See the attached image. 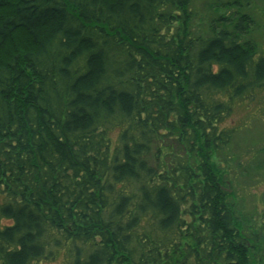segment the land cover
Returning <instances> with one entry per match:
<instances>
[{"label":"trees","instance_id":"obj_1","mask_svg":"<svg viewBox=\"0 0 264 264\" xmlns=\"http://www.w3.org/2000/svg\"><path fill=\"white\" fill-rule=\"evenodd\" d=\"M193 1L0 0V264H251L212 159L264 57Z\"/></svg>","mask_w":264,"mask_h":264},{"label":"rangeland","instance_id":"obj_2","mask_svg":"<svg viewBox=\"0 0 264 264\" xmlns=\"http://www.w3.org/2000/svg\"><path fill=\"white\" fill-rule=\"evenodd\" d=\"M191 11L195 34L204 31L219 14L230 18H235L237 11L247 14L252 20L250 38L255 42L256 55L264 57V0H194ZM224 125L235 134L228 150L216 154L212 161L225 172L224 187L236 206L243 232L247 239H254L248 243L251 264H264V90L237 101ZM230 154L233 159L225 163L222 158Z\"/></svg>","mask_w":264,"mask_h":264}]
</instances>
